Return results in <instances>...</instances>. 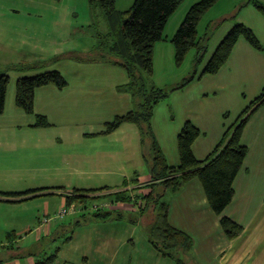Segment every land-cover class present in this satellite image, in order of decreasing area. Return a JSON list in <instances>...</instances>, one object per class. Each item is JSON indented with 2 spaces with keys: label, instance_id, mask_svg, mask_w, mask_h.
<instances>
[{
  "label": "rangeland",
  "instance_id": "374dc122",
  "mask_svg": "<svg viewBox=\"0 0 264 264\" xmlns=\"http://www.w3.org/2000/svg\"><path fill=\"white\" fill-rule=\"evenodd\" d=\"M195 1L184 0L179 8L183 6L189 8ZM260 1L264 3V0ZM126 2L127 0H118V4L122 7ZM246 2L247 0H218L198 22L199 35L205 31L207 22H210L208 53L205 59L209 58L215 46L234 22L249 24L257 35L264 39V28L261 24L264 23V16ZM169 27H167L168 32L163 33H168V37H171L175 30L172 32ZM107 31V24L100 8L90 7L87 0H0V69L8 71L10 82L7 90L10 92L13 89L17 77L34 75L35 72L45 71V69H58L65 79L71 81L98 79L100 82L98 89L101 90L99 109L95 112L94 117H87L80 124H72V129L81 131L83 129L87 132L104 129L103 123L106 120L111 119L119 112L134 107V102L127 94L121 95L118 92H113L114 90L110 86L111 76L114 79H121L122 76H125V71L119 65L87 64L83 61L78 62L71 56L89 53L99 43V36ZM164 42L168 43L163 44V40L161 41L162 53L160 54L157 49L153 55L152 73L148 77V82L159 87L170 88L183 79L182 76L186 75L187 70L191 72L195 50L190 49L183 64L176 65L172 58L170 60L168 51L165 49V46L169 45L172 48L169 38ZM20 63H36L39 67L22 69V71L7 69L10 65ZM198 85L199 83L192 85L193 88H190L187 96L191 93L197 94L199 92ZM96 96H93V99ZM220 97V94H211L208 99L204 100L202 108L206 109L213 103L217 104ZM184 99V94L172 91L154 108V118L151 122L156 128L158 140L160 144L171 149L174 141L173 133H177L185 122ZM15 109L16 106L12 101L9 104L6 102L4 112L0 113V190H2L0 192L5 190L24 191L28 188L55 191L57 187L64 185L66 188L61 189L60 192H62L71 190L75 185H86L91 188L106 185L117 186L121 185L123 179L132 187L134 182L131 179L136 175L135 173L143 176L149 171V141L146 139L144 142H140L139 127L134 123L125 124L127 127H122L120 133L107 137L97 135L99 137H88L81 140L71 136L68 139H59L54 135H58L65 127H49L48 130H45L49 135H29L32 129L27 127L23 121L31 116L26 113L22 114L26 116L24 118L15 116L13 113ZM102 156L107 164L111 162L119 170L116 174L109 175L108 180L106 177L99 179L97 174L83 180L68 172L73 167H89L91 170H96ZM170 195L168 192L165 199L168 200ZM44 200L50 201L52 209L48 217L51 218V223H61L59 225L61 227L57 228L59 234L53 238H44L41 242H34L33 246L27 247L25 244L34 240L33 234L27 238V233L8 238L7 232H11L13 227L29 222L26 215L31 216L33 212L36 216L42 214V209L36 208V206ZM58 202H62V198L58 194L29 199L28 202L21 205H12L6 201L0 202V244H12L15 247V252L20 251L18 256L21 258H24L21 256V252L27 255L30 252L42 253L44 250L43 253L49 255L59 247L61 250L58 254V261L67 258L75 264H82L81 252L84 255L85 250L77 239L84 232V228L87 225L92 227L103 223H106L104 226L110 227L111 223H117L115 225L119 230L116 236L125 237L131 233L134 235L138 249L147 250L148 247L150 248L147 227L151 218L154 217L150 209L147 213L151 218L147 214L141 215L134 209L126 208L118 211L117 206L114 213L121 212L119 218L112 217L115 216L112 214L110 219L103 221L87 215L89 219L85 223L75 225L77 214L66 215L63 219L54 218L53 210L56 209ZM134 220L136 223L133 222ZM70 236L72 237L70 238ZM19 245L22 247L18 248ZM128 246L130 247V244ZM4 251H6L5 248L0 246V258L4 255ZM118 252L119 258L116 264L124 257L122 256L123 252L120 250ZM86 255L93 259L91 254ZM90 258L88 259L90 260Z\"/></svg>",
  "mask_w": 264,
  "mask_h": 264
},
{
  "label": "crops",
  "instance_id": "0c3cea01",
  "mask_svg": "<svg viewBox=\"0 0 264 264\" xmlns=\"http://www.w3.org/2000/svg\"><path fill=\"white\" fill-rule=\"evenodd\" d=\"M129 1L133 2V0H127L124 7H122L120 4H118V0H115V6L119 10H125L127 7H130L132 3ZM187 8V6L180 8L178 7L164 25L163 32H168L167 27L169 26L170 30L172 29V32L176 30L178 28L177 25H179L181 19H183ZM257 19L259 21V18ZM208 23L210 22H207L205 29L207 28ZM261 24L264 28V23ZM246 25L252 30L254 36H257L260 44L262 47H264V39H261V37L257 35L252 26L249 24ZM167 34L163 33V36L165 37L162 39L163 44L168 43L164 42L167 40V38H170ZM161 41H158L154 45L153 55H155V51L157 49H159L160 54L162 53V47H160ZM232 48L233 49L228 58L216 71V73L201 75L200 72L209 59H205L206 54L208 53L207 50L206 54L201 60L202 62L197 65L196 77L187 83L185 87L173 90V93L178 92L185 95L183 107L186 111V116L184 121L186 122L190 120L200 132L199 136L191 143L192 153L197 160H202L213 150V147L223 135L224 130L235 122L237 116L246 108V105L255 97H257L259 91L264 87V49L260 50L256 47H252L242 37L236 41ZM165 49L168 51L170 60L171 58L173 59V48H171L169 45L165 46ZM212 53L209 55V57L212 55ZM195 55L196 50L192 57V70L194 69ZM86 63H98L101 65L105 64L108 66H116V64L113 65L108 62ZM191 72L187 70L186 75L184 74L185 76L182 77L185 78L186 76L190 75ZM124 73L125 76H122L121 79H114V77H112L109 73L111 76L110 86L114 90L113 92H118L121 95L127 94L128 97L131 98L129 92L127 93L126 91L118 89V86L127 82L128 76L126 75V72ZM194 82L197 84L199 83V92L197 94L191 93L187 96L190 88H193L192 85H197L193 84ZM99 83L100 82L98 79H75L73 81L67 80V85L61 89H57L52 84H46V86L35 88L33 99L34 113L45 115L49 125L48 127H34V115L26 113L27 115L31 116L30 118H27V120L23 121L27 127L32 129L29 135H49V133H47L48 131L45 130H48L49 127L57 126L61 128L65 127L58 135H54L58 136L57 138L59 139H68L73 136L74 138H80L82 140L88 137H99L97 135L107 137L111 134L120 133V131L123 129L122 127H127L125 124L129 125L130 123H123L116 130L107 134H98V132L102 131L103 129L95 132H87L83 131V129L82 131L72 129V124H80L87 117L95 116V112L100 107L99 93L101 90L98 89ZM14 89L15 86L10 92L6 90L7 94L5 97V106L6 102L9 104L10 101H12L14 104ZM211 94H220L221 97L218 99V103H213L206 109L202 108L204 100L208 99ZM95 95L97 96L93 99V96ZM17 108L18 107L16 106V109L13 111L15 116L20 118L26 117L22 115L25 112H23L20 108ZM154 108L151 121L154 118ZM130 109L132 108L119 112L111 119L106 120L104 123L111 121L119 114L129 112ZM151 130L152 134L155 136L157 144L161 148V151L166 159V163L170 166H177L179 164V156L177 152L176 138L180 129L177 131V133H173L174 141L172 144V149L160 144L158 140V134H156V128L152 122ZM139 132L141 134L140 129ZM142 137L143 134H141V140ZM141 140L140 142L142 143L146 139L144 141ZM240 142L246 146L247 154L233 181L232 187L234 189V194L231 202L227 204L221 214L223 216L229 217L234 222L242 226V230L239 235L234 238H229L225 235L219 223V218L221 215L214 213L209 206L199 179L195 177L191 178V180L185 182L177 192H170L169 190L165 192L164 200H166L165 196L168 192L171 194L168 200H166V203H168V209L166 213L168 225L179 231H183L189 236V238H191L190 251L184 256L185 260H187V263L189 264H264V104H261L258 109L249 116V120L243 128ZM149 157L151 160V151ZM98 164L99 165L96 170H91L89 167H73L72 170L68 172L77 175L78 178L83 180H85V178H89V176L93 174H97L99 179L106 177L108 180L109 175L116 174V172L119 171L116 166L111 164V162L107 164L103 156ZM148 170L149 171L147 174H144L143 176L137 175V173H135L136 175L131 179V181L134 182L132 187L127 184L126 188L131 193L132 197L136 193L140 195L149 193V188L146 185L151 177L149 166ZM67 185L69 186V184ZM121 185H123V182ZM121 185L106 186H110L115 189H121ZM158 186L159 187L157 188L160 189L161 185ZM74 187L82 189L91 188L90 186L86 185H75ZM63 188L65 189L66 186L62 185L61 187H57V190H55L56 194L61 196L62 202H58V205L56 209L53 210V212H56L59 209L58 207L65 205L64 203L66 196L59 194ZM28 189L39 190L40 188ZM15 191L9 190L8 192ZM44 191L40 192L39 190L37 193H33L37 196H34L31 199L45 196L42 194ZM66 191L68 190H63V192ZM28 200L9 203L12 205H21L24 202H28ZM102 200L108 202L110 207L114 209L118 206V211L128 208L129 210L134 209V211L139 212L136 203L133 204L134 202L131 203L121 201L120 203L111 202V199ZM36 208L42 209V214H40L41 216H36L35 212H33L31 216H28V214L26 215V218L29 219L28 223L19 224V226L13 227L11 229L14 233L11 235V237H17L23 233H27L26 238L32 234L34 235L33 242L31 241V243H26L25 247L30 245L33 246L32 243L41 242V240L44 238H53V236H57V234H59L57 228L61 227L59 226L61 223L58 222L49 224L43 222V218L50 215V210L52 209L50 206V201L44 200L39 203ZM82 213H84V211L77 213L78 218H76V221L77 219H80L79 215ZM118 213L119 215L121 214V212ZM76 221L75 225L85 223V221H80L78 223ZM133 222L136 223L135 220ZM111 224L112 225L110 227L104 226L106 223H103L99 226L94 225L92 227H88L87 225V227L84 228V232L80 235V238L77 239L81 242V246L85 250L84 255L81 252L82 264H94V262L95 264H116V261L119 258L118 250L123 252L122 256H124L118 264H122L124 262L126 264H172V262L173 264H176L172 259L165 257L160 252L156 251L149 241L148 244L150 245V248L148 247L147 250H142L137 248L138 246L136 244V240H134V235L131 233H128L125 237L116 236L119 230L117 225H115L117 223ZM132 228L134 230V227ZM71 237L72 236H70V238ZM129 244L130 247L128 246ZM20 247L22 246L19 245L18 248ZM5 250L6 251L3 252L4 255L0 258V264H34L37 258L41 259L45 255H48L47 253H43L44 250L42 251L44 255L42 253L32 252L24 255V252H21V256H24V258H21L18 256L20 251L15 252L14 246L11 249L6 248ZM60 250L61 249H59L56 253L57 256L52 264H75L74 262L69 261L67 258H65L63 261H58L57 258L59 257L58 254ZM86 254H91L93 259L88 257ZM131 254L132 256H130ZM88 258H90V260ZM166 259L171 262L167 261Z\"/></svg>",
  "mask_w": 264,
  "mask_h": 264
},
{
  "label": "trees",
  "instance_id": "16d2710c",
  "mask_svg": "<svg viewBox=\"0 0 264 264\" xmlns=\"http://www.w3.org/2000/svg\"><path fill=\"white\" fill-rule=\"evenodd\" d=\"M184 0H133L130 7L119 10L115 6V0H87L88 5L100 8L107 24V32L99 36V43L89 53L72 55L71 58L80 62H108L121 66L128 76L127 82L118 86V89L129 92L134 102V107L129 112L115 116L111 121L104 123V129L98 134H107L116 130L123 123L136 124L142 140L149 141L151 160L149 161L150 180L146 184L149 193L145 195L131 193L126 188L127 182L123 180L121 189L108 186L97 188H73L59 193L66 196L65 205L76 203L82 208L94 201L111 199V202H131L136 206L141 215L147 214L150 209L153 218L147 230V239L153 248L163 256L172 259L176 264H189L185 260L191 246V238L183 231H179L168 225V203L164 200L165 192H177L188 180L195 177L199 179L205 192L206 200L214 213L222 214L223 209L231 202L234 194L232 187L235 176L242 166L247 148L240 142L243 128L249 120V116L255 112L261 104H264V87L257 97L250 101L246 108L237 116L234 123L229 125L213 150L202 160H197L192 153V142L199 136V130L190 120L180 128L177 138V152L179 164L170 166L157 144L151 130V118L154 106L171 91L183 88L196 77L197 65L207 52L208 33L210 23L205 31L199 35L198 22L203 18L207 10L218 0H196L184 13V17L173 35L169 38L176 65H181L185 55L190 49L196 50L194 69L191 74L175 83L173 87H159L148 82L152 73V59L154 45L164 39L163 30L172 13L182 5ZM264 16V3L260 0H247ZM223 38L214 48L208 62L201 70V75L216 73L226 61L232 51V47L239 38H244L252 47L263 50L257 36L244 23L234 22L231 28L222 36ZM196 66V67H195ZM38 64L20 63L10 65L7 69H34ZM14 104L27 114L35 117L34 127H48L49 122L45 115L34 113L35 88L52 84L57 89L67 85V80L57 70H40L34 75H22L15 79ZM7 70L0 69V113L5 108L6 90L9 85ZM158 185H161V188ZM43 192L45 189H39ZM39 190L27 189L25 191L0 192V201L21 202L33 198V193ZM43 195L56 194L54 190L44 191ZM264 199V198H263ZM132 204V205H133ZM134 206V205H133ZM114 214L115 216H112ZM100 220H108L112 217L119 218V213H114V208H102L96 211L88 210L79 215L76 222L87 221L88 216ZM219 223L229 238L240 234L242 226L229 217L221 215ZM10 238L12 231L7 232ZM3 248H12V244H0ZM57 247L53 253L37 258L34 264H52L56 258Z\"/></svg>",
  "mask_w": 264,
  "mask_h": 264
},
{
  "label": "built area",
  "instance_id": "2783aa9c",
  "mask_svg": "<svg viewBox=\"0 0 264 264\" xmlns=\"http://www.w3.org/2000/svg\"><path fill=\"white\" fill-rule=\"evenodd\" d=\"M59 209L55 212L54 218L57 219H63L66 215H75L79 212L91 210V211H96L98 209L102 208H110V204L108 202H105L104 200H94L90 202L86 208H82L76 203H71L70 205H63L58 207ZM51 218L49 217H44L43 222L49 224L51 223Z\"/></svg>",
  "mask_w": 264,
  "mask_h": 264
}]
</instances>
